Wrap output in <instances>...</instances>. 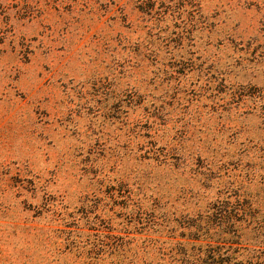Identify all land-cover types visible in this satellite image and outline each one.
I'll list each match as a JSON object with an SVG mask.
<instances>
[{
    "label": "rangeland",
    "instance_id": "1",
    "mask_svg": "<svg viewBox=\"0 0 264 264\" xmlns=\"http://www.w3.org/2000/svg\"><path fill=\"white\" fill-rule=\"evenodd\" d=\"M249 202L264 0H0V264H174Z\"/></svg>",
    "mask_w": 264,
    "mask_h": 264
},
{
    "label": "trees",
    "instance_id": "2",
    "mask_svg": "<svg viewBox=\"0 0 264 264\" xmlns=\"http://www.w3.org/2000/svg\"><path fill=\"white\" fill-rule=\"evenodd\" d=\"M253 203H257V200ZM249 202L233 210L212 207L189 220L186 236L173 247L174 264H264V250L247 252L242 241L247 231L264 236V213ZM256 209V210H252ZM186 234H181L184 237ZM202 242H199V241ZM237 245V246H236Z\"/></svg>",
    "mask_w": 264,
    "mask_h": 264
}]
</instances>
